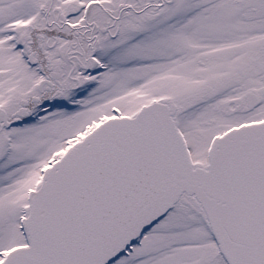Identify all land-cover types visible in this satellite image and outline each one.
Wrapping results in <instances>:
<instances>
[{
  "label": "snow or ice",
  "instance_id": "snow-or-ice-1",
  "mask_svg": "<svg viewBox=\"0 0 264 264\" xmlns=\"http://www.w3.org/2000/svg\"><path fill=\"white\" fill-rule=\"evenodd\" d=\"M0 264H264V0H0Z\"/></svg>",
  "mask_w": 264,
  "mask_h": 264
}]
</instances>
